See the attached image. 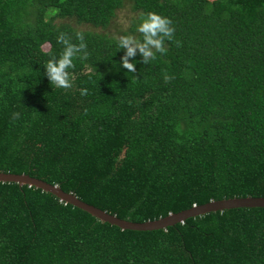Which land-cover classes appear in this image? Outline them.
I'll return each mask as SVG.
<instances>
[{
	"label": "trees",
	"instance_id": "16d2710c",
	"mask_svg": "<svg viewBox=\"0 0 264 264\" xmlns=\"http://www.w3.org/2000/svg\"><path fill=\"white\" fill-rule=\"evenodd\" d=\"M126 2L134 16L119 36L140 38L149 12L175 28L166 54L130 60L136 73L102 32L123 0H0V173L135 223L264 197V0ZM77 32L88 59L69 69L72 88H56L44 67L63 51L59 34L78 44ZM0 264H264V207L134 231L3 182Z\"/></svg>",
	"mask_w": 264,
	"mask_h": 264
},
{
	"label": "clouds",
	"instance_id": "9594fccd",
	"mask_svg": "<svg viewBox=\"0 0 264 264\" xmlns=\"http://www.w3.org/2000/svg\"><path fill=\"white\" fill-rule=\"evenodd\" d=\"M136 31L140 34V38L135 35H121L117 38L118 46L125 51V55L121 57L120 64L128 73H136L134 60L139 52L142 63L148 64L150 60L155 59L156 53L166 54L165 40H173L175 28L172 26V21L157 13L149 12L142 17ZM78 44H74L65 33H60L57 37V42L62 44L63 51L59 58L53 57L49 59L44 67L45 75L50 84L60 89L72 88V77L69 69L75 67L74 60L88 59L87 44L84 41L82 32L76 33ZM177 46L179 42L177 41ZM173 77L165 75V82H170ZM82 96L87 95V89H81ZM19 113H13L12 119H19Z\"/></svg>",
	"mask_w": 264,
	"mask_h": 264
},
{
	"label": "water",
	"instance_id": "95a60500",
	"mask_svg": "<svg viewBox=\"0 0 264 264\" xmlns=\"http://www.w3.org/2000/svg\"><path fill=\"white\" fill-rule=\"evenodd\" d=\"M3 182L15 183L18 186L19 185L32 186L43 192L53 195L61 202L67 203L73 207L82 210L83 212L94 217L100 222H105L119 229L134 230V231L162 229L166 226H171L177 222H181L183 219L188 217L202 215L207 212L221 211L223 209L242 208V207H264V197L226 198L215 201H208L198 206H191L188 209L173 214H167L164 217L156 218L154 220L135 223V222H129L118 219L112 215H109L103 211L98 210L97 208H94L88 204H85L77 200L73 195L69 193H63L55 185L46 184L40 180L28 177L27 175L0 173V183Z\"/></svg>",
	"mask_w": 264,
	"mask_h": 264
},
{
	"label": "rangeland",
	"instance_id": "374dc122",
	"mask_svg": "<svg viewBox=\"0 0 264 264\" xmlns=\"http://www.w3.org/2000/svg\"><path fill=\"white\" fill-rule=\"evenodd\" d=\"M133 16L134 14L129 10L128 3L126 0H123L122 6L114 12L109 24L103 29L102 32L107 33L108 35L119 37V32L125 29L129 20ZM67 22L74 29L98 31V29H93L86 24H75L72 21Z\"/></svg>",
	"mask_w": 264,
	"mask_h": 264
}]
</instances>
